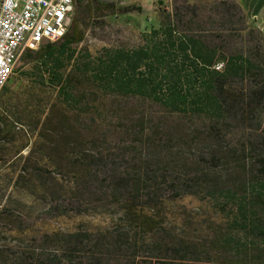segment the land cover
I'll return each mask as SVG.
<instances>
[{"label": "trees", "instance_id": "trees-1", "mask_svg": "<svg viewBox=\"0 0 264 264\" xmlns=\"http://www.w3.org/2000/svg\"><path fill=\"white\" fill-rule=\"evenodd\" d=\"M172 1L138 44L92 56L77 49L79 12L100 20L140 8L73 0L65 34L22 52L17 67L55 94H30L25 124L3 112L0 228L123 212L101 231L0 244V264H264V35L246 28L235 0L214 6L205 27L199 8ZM191 195L221 199L226 223L193 238L139 212Z\"/></svg>", "mask_w": 264, "mask_h": 264}, {"label": "rangeland", "instance_id": "rangeland-1", "mask_svg": "<svg viewBox=\"0 0 264 264\" xmlns=\"http://www.w3.org/2000/svg\"><path fill=\"white\" fill-rule=\"evenodd\" d=\"M111 1V0H101ZM231 2V0H225ZM113 2L121 7L125 5H133L139 7L140 11H134L124 16H108L103 19H93L91 14L85 9L78 14V19L85 28L83 42L77 46L85 47L92 56H95L102 48H111L115 46H134L139 43V35L149 29L153 23L159 22L160 9L167 7L172 9L173 1L157 3L151 6L145 0H113ZM221 0H175V6L182 4L195 5L199 8L202 15L195 21H201L205 27V21L209 19L216 20L218 16L214 13V6L219 4ZM75 9H73L72 16ZM95 20V21H92ZM246 28H252V23L247 20ZM246 31L242 32L245 35ZM264 35V34H263ZM236 47L243 50L247 49V42L237 40ZM19 60V59H18ZM18 62V61H17ZM16 62L13 74L1 89L0 96V120L3 112H8L10 117L21 115L22 124L30 121L26 118V113L35 107L34 99H29L30 94H55L54 90L49 86L41 87L37 81L23 74L30 70V65H24L20 69ZM17 68V69H16ZM26 104H30L28 107ZM264 121V117H263ZM23 151L22 154H25ZM1 173L9 172V168L5 167ZM0 173V174H1ZM121 208H106L103 211L85 214H68L65 216L35 221L31 227L25 231H8L0 228V244H14L16 239L29 238L34 234L40 233H70L82 229L88 232H96L111 227L113 224L121 222ZM142 214L154 217L163 223L164 226H171L176 232H187L189 236L196 238L205 236L203 233H197L200 228H206L210 223L225 224L226 215L230 212V207L225 205L221 199L214 200L204 196H182L175 200H165L158 203L154 208H143L139 210ZM205 230V229H204ZM201 238V237H200ZM202 264V263H201ZM207 264V263H205Z\"/></svg>", "mask_w": 264, "mask_h": 264}, {"label": "built area", "instance_id": "built-area-1", "mask_svg": "<svg viewBox=\"0 0 264 264\" xmlns=\"http://www.w3.org/2000/svg\"><path fill=\"white\" fill-rule=\"evenodd\" d=\"M72 12L73 0H0V92L22 52L59 40Z\"/></svg>", "mask_w": 264, "mask_h": 264}, {"label": "crops", "instance_id": "crops-1", "mask_svg": "<svg viewBox=\"0 0 264 264\" xmlns=\"http://www.w3.org/2000/svg\"><path fill=\"white\" fill-rule=\"evenodd\" d=\"M101 1V0H99ZM144 1V0H143ZM146 2H149L151 6H155L157 3L166 2L167 0H145ZM237 4L240 6L242 12L244 13L246 19L252 23L253 27L258 29L262 34H264V0H235ZM105 2V1H102ZM107 2H113L107 1ZM167 9V7H165ZM130 13L126 14H118L113 15L114 17L117 16H124ZM158 26V22H155L152 24V26H149L150 28H156ZM148 29V30H149ZM146 30V31H148ZM145 32V31H143ZM116 47V46H115Z\"/></svg>", "mask_w": 264, "mask_h": 264}]
</instances>
